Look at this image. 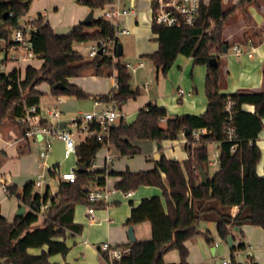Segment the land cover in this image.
<instances>
[{
	"label": "trees",
	"instance_id": "1",
	"mask_svg": "<svg viewBox=\"0 0 264 264\" xmlns=\"http://www.w3.org/2000/svg\"><path fill=\"white\" fill-rule=\"evenodd\" d=\"M31 1H0V38L8 37L16 24V18L29 9ZM250 1L253 0H240L237 5H224L222 0H209L207 5H201L198 19L192 27L164 28L151 25L152 33L157 36L158 50L144 57L151 60L156 68H161L162 73L165 74L180 55L192 58L195 65L206 66L205 113L199 116L169 117L164 108L147 104L138 110L131 123L121 120L113 127L107 140L99 142L91 137L80 142L75 150L77 165L86 164L87 169L83 173L76 172L74 183L60 181L53 196L48 188L42 195L35 192L33 181L26 183L21 192H18L17 186H10L9 196L18 201L19 207H25V213L20 218L15 217L12 222L0 215V264H52L49 261L51 256L67 254V235L78 234L82 229L74 222L75 208L78 205L89 206L86 188L90 186L102 189L107 176L116 174L112 170H92L99 149L110 145L120 157H133L141 151L133 144L135 141H174L181 134L186 140V160L167 159L161 155L154 162L153 170L137 173L125 171L120 174L121 180L115 185V190L123 194L136 191L140 186L157 187L162 191L163 201L156 196L142 199L137 206L131 208L125 223L130 226L149 222L151 239L119 246L127 247L129 252L112 262L108 260L106 253H102V263L99 264H166L163 256L171 250L179 253L178 264H188L185 241L202 236L209 245L213 244L209 232L198 229L201 222L214 223L217 236L225 243L228 236L235 240L234 229H238V245L231 250L230 259L231 264H237L234 252L245 250L244 235L240 228L251 225L264 231V167L262 176L256 172L261 159L256 140L263 129L264 71L262 90L240 89L233 94H221L225 77L220 55L224 54V46L229 48L223 31L233 10ZM75 2L91 10H99L112 3V0ZM11 11L15 17L6 16L3 19V15ZM37 27L34 51L38 59L42 60L41 66H27L23 76L17 72L6 75L0 71V128L5 121H10L16 126L17 133L22 132L17 119L22 116L25 107L38 106L42 93L36 88L42 83L50 86V93L54 96L68 95L77 99L90 97L79 86L68 81L87 70H92L97 77H103L107 70L116 72L118 89H112L110 97L108 94L100 95L92 97L94 100L122 106L140 95L138 89L131 87V72L120 58L103 53L85 61L83 55L74 48L80 43L112 38L113 28L103 19L92 21L90 27L96 28L93 33H87V27L79 24L67 35H57L41 17L37 21ZM262 36L261 30L249 29L243 31L239 43L258 46L262 42ZM210 58L216 59V67L209 65ZM57 83H62L65 88L53 89ZM227 99L234 102L237 145L234 153L230 152L232 143L225 141L223 136V108ZM244 105L253 106V113L245 111ZM163 119L166 120L164 128L160 127ZM197 130H205V133L200 135L198 145L196 143L193 146V132ZM210 143H216L219 150L218 169L211 177L207 170V145ZM24 153L25 149L19 151V155ZM52 169V176L57 175L58 167L54 166ZM200 170L205 171L208 177L206 185L200 183ZM47 202L42 224L38 225V213ZM103 206L101 203L93 204L94 208ZM234 208L236 209L232 215ZM43 247L46 250H41L37 255L29 253V249Z\"/></svg>",
	"mask_w": 264,
	"mask_h": 264
},
{
	"label": "crops",
	"instance_id": "2",
	"mask_svg": "<svg viewBox=\"0 0 264 264\" xmlns=\"http://www.w3.org/2000/svg\"><path fill=\"white\" fill-rule=\"evenodd\" d=\"M222 2L224 5H237L240 0H222ZM208 3L209 0H204L205 5H207ZM73 4L76 7L74 9V14L71 16L69 25H65V31L67 29V31L69 32L73 27L79 25L85 19L83 17L90 11L89 8L77 4L75 0L73 1ZM121 4L125 8H139L135 16H128L124 20V24L129 29L130 34L127 36H122L118 39V43H120L122 46L121 57L126 54L127 57L134 59L133 64L131 62H126V64L134 68L135 71L131 73L136 74L139 70L146 68L143 60H148V58L144 56L153 54L158 50L157 36L151 31L152 21L151 13L149 11L150 1L122 0ZM242 5H238V8H235V10H233V13L228 19V22L223 31L224 39L229 43L227 52L220 55L221 69L225 77V85L220 90V93L224 95L233 94L240 89H248L253 91H260L263 89L262 74L264 71V0H253L250 2L242 3ZM31 13L40 14L41 16H43L44 20L48 22L50 27L55 32V28L50 24L49 20L44 16L43 13L39 11ZM95 13L98 14L96 18H99V10H94L93 18H95ZM249 29L261 30L263 33L262 42L258 46H255V51L251 57L247 55V52L249 50L248 46H244L243 44L239 43V39L243 31ZM85 31L87 33H93L96 31V28L89 26ZM68 33L66 32V34L57 35H67ZM122 38H124V40H121ZM235 45H240L242 47L241 54L237 55L232 52V47ZM81 47H83V45ZM82 54L84 55V53ZM139 64L142 65L138 66ZM40 66H38L37 68H39ZM148 72L150 77L148 76L149 78L142 85L143 91L140 90V87L137 86L136 82L132 83V80L130 82L131 87L133 89H138L140 95L136 99H133L132 101L127 103V107L125 104L120 106L122 112L125 114V122L131 123L135 119L138 110L146 107V105L150 103L164 108L169 117L181 115L199 116L205 113L207 108V98L205 96L206 66L195 65L192 58L180 55L176 58L175 62L165 74L162 73L161 68H156L152 65H149ZM86 78L90 79V84L88 85L89 87L84 90L82 86V80ZM115 79L116 72L114 70L105 71V75L103 77H97L92 70H87L81 76L69 78L68 81L71 84L79 86L86 94L90 95V97H95L100 95H107L112 90L111 86L113 85ZM36 89L39 91L38 87ZM49 90H51L50 86ZM180 91H182V93H180ZM92 100L93 108L95 107V110L102 107V105L100 107H96L94 105L95 100L93 98ZM54 101L55 98L52 102H48L42 105L40 98L38 107L42 110L44 107L53 104ZM243 109L250 113H253L254 111V107L250 105H244ZM62 112L64 113L63 109ZM81 114L82 113H79L77 116H80ZM165 123V119L161 120L160 127L164 128ZM261 132L259 133L256 140V145L261 152L260 161H264V138L260 140ZM179 138L182 139L181 145L183 146V149L185 151L184 155L178 159H176V157L165 156L167 159H175L178 161H184L187 159L188 153L184 148L186 144L184 135L181 134ZM174 142L176 143L177 140H174ZM23 143H25V145L21 146V142H19L15 147L9 148V150L15 151L16 155L20 156L19 151L25 149L24 154H26L30 150V143ZM133 144L141 149L142 147L146 146L147 142L146 140L135 141L133 142ZM207 146L209 151L217 148L216 143H210V146L209 144ZM105 147L106 155L103 159V165L95 166L93 163L92 170H104L106 157H112V160L108 166V171L112 170L116 174L114 176H111V178H106L104 187L107 190H113L115 189V185L121 180V173H124L125 171H129L131 173L137 172L130 171L128 170V168L126 170H117L118 168L115 169L114 164L117 162L120 156L112 146L108 145ZM52 148L53 154L51 155L50 152L49 157L45 161L46 166L51 168L54 166L58 167V162L56 160V157H54V155H56V150L61 149L64 157V145L61 141L55 140L53 142ZM171 148H174V145H171ZM3 155L4 158L2 157L3 160H0V166L5 161L4 159H6V152H4ZM159 158L153 161V165L151 168L138 172L153 170L154 162L159 160ZM76 165L77 160L75 161L74 166ZM263 167L264 164L262 166L261 172H258L256 168V172L259 176H262L263 174ZM0 174L3 175L9 173L4 172L0 169ZM66 174H63L58 180V185L60 183L59 181H63V176ZM10 178L12 182V177L10 176ZM13 185L16 186L15 183H11V186ZM143 187H145L146 190V187L152 186ZM47 188L49 189V193L52 196L58 190V186L55 189H50L49 185L46 183L45 187L35 192H38L40 195H42ZM21 190L19 189L18 192H21ZM153 196L159 197L158 195L147 194L146 191H142L141 193H139L138 191H133L128 194L116 192L111 196L108 205H104L101 208H94L93 220H90L88 218L87 207H84L81 213L74 214V222L82 227L81 232L78 234L67 235L65 240V243L69 248L67 254L64 256H51L49 258L50 263H102V252L100 251L101 245L104 243H108L111 246L119 247L129 244L130 242L127 234V228L129 226L125 223L129 218L131 208L137 206L142 199ZM6 197L10 198L9 195L4 194L3 199H5ZM14 205L17 211L19 208V203L16 199L14 201ZM234 211L235 210H233V212ZM15 213H10L9 216H6L0 212V215L5 217L8 222H12L15 218ZM42 220L43 218H39L37 224L41 225ZM131 226L133 227V234L137 242L151 239V225L149 222H142ZM211 228L212 231L208 232L210 237L213 239L212 245H209L206 242L205 238L202 236H199L200 239L198 241L197 237H193L185 241L184 246L188 251L186 262L188 264H220L219 261L231 259V250L229 249L228 245H226V249H222L220 254L223 253V255L221 258H218V256L216 255V246L222 240L217 236L216 225L214 224V227ZM255 228H257L258 230L260 229L261 231H258L257 229H251L250 225H243L240 228L244 235L245 250L234 252V261L237 264H250L252 262L256 264H264V231L259 227ZM233 244L235 245V247L238 245L237 237H235V240H233ZM253 246H257L258 248H253ZM41 250H46V247H43L42 249H29V253L37 255L41 252ZM163 260L166 264H178L180 262V256L176 250H171L164 254Z\"/></svg>",
	"mask_w": 264,
	"mask_h": 264
},
{
	"label": "built area",
	"instance_id": "3",
	"mask_svg": "<svg viewBox=\"0 0 264 264\" xmlns=\"http://www.w3.org/2000/svg\"><path fill=\"white\" fill-rule=\"evenodd\" d=\"M0 1L10 2L14 0ZM121 1L122 0H112V3L99 9V18L103 19L113 28L114 34L112 38L95 41L94 44L89 45L84 55L87 60L94 59L99 55V51H101V54L109 53L113 58H116L115 54L118 39L130 34L129 29L124 24V20L128 16H135L139 8H125L122 6ZM149 1L152 24L164 28H179L182 26L192 27L198 19L201 5L204 4V0ZM7 16L9 18H14L15 14L11 11L8 12ZM40 17L46 22L40 14H32L29 10L22 12L21 15L16 18V24L10 30L8 37L0 38V71L7 63H12L15 67L10 73L17 72L18 75L22 76L21 69H25L32 61L38 58L34 51V39L38 30L37 21ZM82 45L83 44L80 43L74 47L78 53H81ZM247 46L249 48L247 55L251 57L255 51V46L252 43H249ZM232 52L237 55L241 54L242 47L240 45H235L232 47ZM141 65L142 64H139L138 66ZM127 68L130 72L135 71L130 65H127ZM112 89H118V82L116 79L113 82ZM180 93H182V91H180ZM110 95L111 94L108 93L109 97ZM62 104L63 100L61 98H55L53 104L44 107L42 110L37 105L25 107L22 116L17 119V123L21 126L22 132L20 134L12 133L10 139H5L0 133V153H4L7 149L15 147L19 142L30 144L39 143L41 145L39 158L42 161V168H47L50 174V171H53V169L46 166L45 161L50 155L55 140L63 143L64 157L68 158L71 155H75L76 146L86 138L92 137L99 142L107 140L111 129L125 118V114L122 112L119 105L115 103L104 104L95 100L94 105L96 107L102 105L101 108L82 113L80 116L68 120H63ZM223 112L225 115L223 121V136L225 141L232 143L230 152L234 153L237 145L235 144L234 102L231 99L226 100ZM62 122L65 123V127L60 129L59 125ZM203 133H205V130L193 132V145L199 143L200 135ZM111 160L112 157H106L104 165L105 170H108ZM207 164L212 167L216 166L218 169L219 150L217 148L209 151ZM76 170L77 165L64 175L62 180L68 183H74L76 180ZM44 179V175H40L37 181L33 183L34 189H42L45 187ZM10 181L11 178L9 174H0V190L5 195H9V187L11 186ZM86 189L87 200L89 202V206H87V215L90 220H93V204L102 203L108 205L111 196L117 191L115 189L107 190L105 187L97 189L90 186ZM47 207L48 202L41 207L38 213L40 218H44L43 211L46 210ZM235 209L236 208L233 210ZM233 214L234 212L232 211V215ZM100 251L106 253L108 260L112 262L126 255L129 249L127 247L111 246L108 243H104L101 245ZM220 264H231V261L223 260Z\"/></svg>",
	"mask_w": 264,
	"mask_h": 264
},
{
	"label": "rangeland",
	"instance_id": "4",
	"mask_svg": "<svg viewBox=\"0 0 264 264\" xmlns=\"http://www.w3.org/2000/svg\"><path fill=\"white\" fill-rule=\"evenodd\" d=\"M74 0H32L29 5V12H36L39 11L44 14V16L49 20L50 24L55 28L56 34H66L69 31H65L66 26L69 25L71 16L74 14V9L76 8L73 4ZM88 14V13H87ZM87 14L83 17L85 18ZM98 14L95 13L94 20L98 19L96 18ZM44 19V18H43ZM66 25V26H65ZM64 28V29H61ZM64 30V31H62ZM121 40H124L122 38ZM94 44V42H87L83 43V47H81V53H84L85 50L89 45ZM76 46V45H75ZM83 55V59L85 61H88L85 56ZM121 60L123 62H131L134 63V59L127 57L126 54L121 57ZM144 64L146 65V68L139 70L136 74L131 73V80L132 83L136 82L137 86L140 87V90L143 91L142 85L147 81V79L150 77L148 72L149 65L154 66L151 60L144 59ZM41 64L40 59H35L30 63L33 67H38ZM15 65L12 63H7L6 66H4L1 71L3 73H10ZM155 67V66H154ZM24 68L21 69V75H23ZM149 76V77H148ZM83 81V89L85 90L88 85L90 84V79L86 78ZM112 87V86H111ZM39 91L42 93L41 95V104H46L48 102H52L54 98H61L63 100L62 109L64 111L62 119L68 120L70 118L76 117L79 113H85V112H91L95 110V107L93 108V100L92 97H88L86 99H77L73 96L68 95H60V96H54L50 93L49 86L46 83H42L39 85ZM133 99L128 100L127 103L132 101ZM127 107V105H126ZM0 133L5 139H10L12 136V133L17 134V128L15 125H13L10 121H5L0 128ZM264 138V120H263V130L260 134V140ZM181 138L177 139V142L170 140L161 141L160 143H157L156 141L146 140L147 144L145 147L141 148V151L139 154L133 156V157H127L122 156L119 157L117 162L114 164V168L117 170H128L138 172L141 170H147L152 167L153 161L159 158L161 155L164 156H171L176 157V159L181 158L185 151L183 149V146L181 145ZM174 142V144H173ZM25 145V143L21 142V146ZM171 145H174V148H171ZM196 145V143L194 144ZM198 145V143H197ZM160 146V147H158ZM210 146V144H209ZM53 147V145H52ZM210 148V147H209ZM41 150V145L39 143L37 144H30V150L24 155L17 156L16 152L13 150H6V159L0 166L1 170L4 172H8L10 176L12 177V182L15 183L17 186V189L21 190L22 187L28 182V181H37L38 177L40 175H44V183L49 185L50 189H55L58 186V180L61 178L63 174L68 173L73 166L75 165L76 157L74 155H71L69 158H64L62 154V150H56L54 157H56V160L58 162V174L55 176H52V174L48 172L47 168H42L41 165V159L39 158V152ZM53 154V148H51V155ZM106 155V147H102L97 151L95 159L93 161L95 166H102L103 165V159ZM4 155L3 153H0V160H3ZM1 163V162H0ZM264 164V161H260L259 165L257 167L258 172H261L262 166ZM208 175L211 177L217 170V167L207 166ZM111 178V176H107ZM60 182V181H59ZM58 189V188H57ZM35 191H39V188H35ZM139 193L142 191H146L147 194L150 195H158L161 200L162 198V191L157 187H145L140 186L136 189ZM4 193L0 190V212L3 215L9 216L10 213H15L16 207L14 205L15 198L14 197H6L3 199ZM84 208L83 205L76 206V212L75 213H81L82 209ZM214 227V224L212 223H206L201 222L198 225V229L201 232L205 231H212V228ZM251 229H257L255 226H251ZM258 230V229H257ZM258 231H261L260 229ZM233 236L238 237L237 232H234ZM197 237V241L200 239L199 236ZM255 237V236H253ZM227 244L223 241L219 242L217 244V256L218 258H221L223 253H221L222 249H226ZM260 246V245H258ZM253 248H258L257 246H253ZM217 260V259H215ZM220 260V259H218ZM220 263L222 261H219Z\"/></svg>",
	"mask_w": 264,
	"mask_h": 264
},
{
	"label": "water",
	"instance_id": "5",
	"mask_svg": "<svg viewBox=\"0 0 264 264\" xmlns=\"http://www.w3.org/2000/svg\"><path fill=\"white\" fill-rule=\"evenodd\" d=\"M93 12L94 10H91L89 11V13L87 14V16L85 17V19L80 23L82 26H85V27H89L91 24H92V21L94 20L93 18ZM6 14L3 15V19H6ZM227 52V47L224 46L223 47V53L225 54ZM101 54V51H99V55ZM122 55V46L120 43L117 44L116 46V54H115V57L116 58H120ZM209 65L212 66V67H216L217 66V61L215 58H210L209 60ZM65 87L62 83H57L53 86V89L55 90H63ZM65 127V123L62 122L60 125H59V128L60 129H63ZM187 134V131L186 133ZM87 169V165L86 164H78L77 165V170L76 172L77 173H83L85 170ZM200 174V183L201 185H206L207 184V175L205 173V171L203 170H200L199 172ZM25 213V207L21 206L18 208V210L16 211L15 213V217L17 218H20L24 215ZM238 229L235 228L234 231L236 232ZM127 234H128V239H129V242L130 243H133L136 241L135 239V236L133 234V227L130 225L128 228H127ZM226 244L228 245L229 249L232 250L235 245L233 244V239L231 236H228L227 237V241H226Z\"/></svg>",
	"mask_w": 264,
	"mask_h": 264
}]
</instances>
